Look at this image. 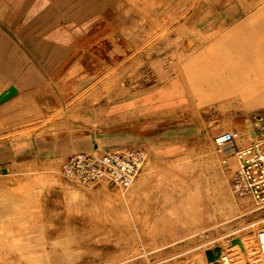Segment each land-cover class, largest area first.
Masks as SVG:
<instances>
[{
  "label": "rangeland",
  "instance_id": "rangeland-1",
  "mask_svg": "<svg viewBox=\"0 0 264 264\" xmlns=\"http://www.w3.org/2000/svg\"><path fill=\"white\" fill-rule=\"evenodd\" d=\"M104 6L95 4L94 12H106ZM85 11L86 0H0V92L12 84L22 90L0 107V177L11 178L16 192L38 190L33 198L44 196L64 211L62 243L46 246L45 259L32 264H53L50 255L60 256L56 264H209L207 250H221L218 264H264L258 235L264 207L235 195L239 160L218 153L214 142L225 130L247 137L249 123L264 127V1L253 34L245 37L244 30L223 38L219 55L231 82L225 85L213 82V67L188 66L204 60L212 66L218 54L184 53L183 27L176 40L160 32L143 37L142 52L127 54L121 64L96 59L93 69L76 72L74 61L87 58L86 29L84 22L77 28L73 18L80 22ZM73 46L83 50L73 53ZM140 94L143 100L136 102ZM139 104L146 108L136 112ZM156 138L188 145L157 161L148 149ZM95 144L102 151L127 144L147 149L146 166L130 188L81 184L67 175L68 157L93 151ZM218 172L222 181L214 177ZM181 173L212 177L171 180V174ZM1 185L7 187L5 181ZM173 185L198 191L221 187L218 233L203 237L192 228L182 241L165 243L155 206L166 205ZM189 200H196L194 193ZM231 220L240 223L230 227ZM234 239L239 241L232 244Z\"/></svg>",
  "mask_w": 264,
  "mask_h": 264
},
{
  "label": "crops",
  "instance_id": "crops-1",
  "mask_svg": "<svg viewBox=\"0 0 264 264\" xmlns=\"http://www.w3.org/2000/svg\"><path fill=\"white\" fill-rule=\"evenodd\" d=\"M263 1L86 0L84 19L78 22L77 19L73 18V21H76L75 26L77 28L82 27V22L85 24L86 44L84 51L87 53V58L84 61H74L73 70L88 72L95 67L94 60L96 59L101 60L102 63L116 61L121 64L126 61L127 54L142 52L143 37L164 35L169 40H176L179 38V32L183 27L187 29L185 30L187 32L180 38L179 42L184 53L218 54L214 57L212 66L206 64L205 60L203 62L198 61V64L192 66L188 64V66L197 69L213 67L215 69L213 82L219 85L230 84L229 78L224 76L222 71L223 68H228L226 60L219 55L222 51V42L226 37L238 32L243 35L244 30L246 31L245 37L248 36V32L253 34V23L261 14L260 6L263 5ZM99 2L105 4L104 8L107 6L106 12H94V6ZM115 4L118 6L117 9L111 7ZM119 6L122 7L121 10ZM6 17L9 18L8 15ZM10 19H14V17L11 15ZM164 26L166 29L163 28ZM158 32L161 34L159 35ZM82 50L73 46V53ZM75 56L73 54V59ZM183 64L184 62L180 66L182 67ZM200 81L198 80V84ZM14 85L19 89L18 95L4 102L0 107L21 95V88L17 84ZM179 89L181 91V88ZM149 99L152 101V96ZM134 100L141 102L143 100L142 94L136 96ZM143 108H146L143 104L135 107L136 112ZM160 131L166 132L164 130L152 132ZM150 143L149 155L154 160L157 158V161L158 158L168 160L170 155L174 157L179 153V150L187 148V142L170 138H156ZM220 154L226 156L223 153ZM171 176L174 177L171 180H175V177L178 180L193 178L199 180L201 177L202 179L212 177L199 173L195 175L181 173L177 176L171 174ZM214 177L219 181L223 180L221 172L215 174ZM3 181L7 187L1 185ZM0 186H2L0 187V264H32L31 260L33 259L42 258L44 260L47 254L46 246L62 243L60 230L62 214L64 213L63 206L61 204H47L44 196L33 198L31 192L38 190L16 192L13 189L15 182L11 178L0 177ZM228 192L229 195L230 191ZM191 193H194L196 197L192 203L189 200ZM31 197L37 199L38 203L31 201ZM221 197L220 186L208 191L204 188L199 191L189 190L175 185L169 187L166 191V205L157 204L155 206L157 227L166 230L167 240L165 243L174 245L182 241L187 238L185 235L190 233L192 228H196L197 233H202L203 237L206 232L209 234L218 233L222 225V217L219 211ZM4 198L5 204L2 201ZM234 217L232 218L234 219ZM77 219L74 217V220L78 221ZM207 222L209 224L212 222L213 226L207 227ZM239 223L231 220L230 227H235ZM50 229H53L54 235L56 233L58 235L52 236ZM57 251H59L57 253H61L60 250ZM48 258L53 261V264L61 260L60 256L50 255Z\"/></svg>",
  "mask_w": 264,
  "mask_h": 264
},
{
  "label": "built area",
  "instance_id": "built-area-1",
  "mask_svg": "<svg viewBox=\"0 0 264 264\" xmlns=\"http://www.w3.org/2000/svg\"><path fill=\"white\" fill-rule=\"evenodd\" d=\"M255 127L249 123L248 136L237 129L225 130L215 139L218 153L236 156L240 167L233 176L236 196L264 207V135L252 136ZM148 151L137 145H122L108 150H93L68 157L65 170L73 180L86 185L107 183L126 190L140 177L146 166ZM264 237V224L258 233Z\"/></svg>",
  "mask_w": 264,
  "mask_h": 264
},
{
  "label": "water",
  "instance_id": "water-1",
  "mask_svg": "<svg viewBox=\"0 0 264 264\" xmlns=\"http://www.w3.org/2000/svg\"><path fill=\"white\" fill-rule=\"evenodd\" d=\"M19 93V89L16 85L12 84L10 86H8L7 88H5L2 92H0V105L3 104L4 102L14 98L15 96H17ZM252 136H263L264 135V127H255L252 131H251ZM111 147V146H109ZM94 149L95 150H101V146H99L98 144L94 145ZM84 152V151H81ZM79 153V152H77ZM8 169H4L3 172L7 173ZM239 240L238 239H234L232 240V244H236ZM207 257H208V261L209 264H218L219 262V258L221 255V250H207L206 251Z\"/></svg>",
  "mask_w": 264,
  "mask_h": 264
},
{
  "label": "bare ground",
  "instance_id": "bare-ground-1",
  "mask_svg": "<svg viewBox=\"0 0 264 264\" xmlns=\"http://www.w3.org/2000/svg\"><path fill=\"white\" fill-rule=\"evenodd\" d=\"M259 239H260L261 247H262L263 250H264V237L260 236ZM225 259L227 260V257H226ZM260 259H261V258H260ZM228 261H229V260H228Z\"/></svg>",
  "mask_w": 264,
  "mask_h": 264
}]
</instances>
